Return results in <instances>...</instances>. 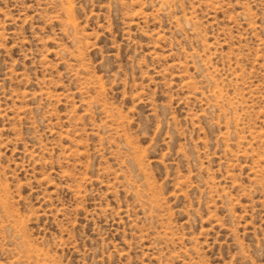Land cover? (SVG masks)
<instances>
[{"label": "rangeland", "instance_id": "374dc122", "mask_svg": "<svg viewBox=\"0 0 264 264\" xmlns=\"http://www.w3.org/2000/svg\"><path fill=\"white\" fill-rule=\"evenodd\" d=\"M0 264H264V0H0Z\"/></svg>", "mask_w": 264, "mask_h": 264}]
</instances>
